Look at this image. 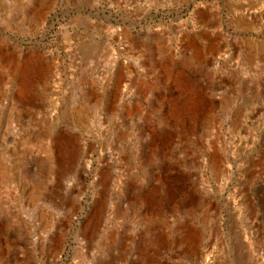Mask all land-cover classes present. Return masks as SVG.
<instances>
[{
  "label": "rangeland",
  "instance_id": "rangeland-1",
  "mask_svg": "<svg viewBox=\"0 0 264 264\" xmlns=\"http://www.w3.org/2000/svg\"><path fill=\"white\" fill-rule=\"evenodd\" d=\"M0 264H264V0H0Z\"/></svg>",
  "mask_w": 264,
  "mask_h": 264
},
{
  "label": "water",
  "instance_id": "water-1",
  "mask_svg": "<svg viewBox=\"0 0 264 264\" xmlns=\"http://www.w3.org/2000/svg\"><path fill=\"white\" fill-rule=\"evenodd\" d=\"M17 42H21L20 40H18V39H15ZM35 43H36V41H34ZM81 210H83V208L81 209Z\"/></svg>",
  "mask_w": 264,
  "mask_h": 264
},
{
  "label": "bare ground",
  "instance_id": "bare-ground-1",
  "mask_svg": "<svg viewBox=\"0 0 264 264\" xmlns=\"http://www.w3.org/2000/svg\"><path fill=\"white\" fill-rule=\"evenodd\" d=\"M24 81V80H23ZM1 180H2V178H1ZM92 220V219H91Z\"/></svg>",
  "mask_w": 264,
  "mask_h": 264
}]
</instances>
